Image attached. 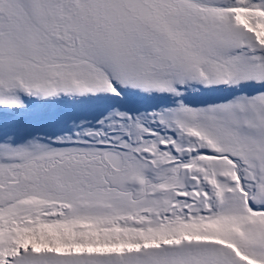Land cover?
Listing matches in <instances>:
<instances>
[{
	"label": "snow or ice",
	"instance_id": "1",
	"mask_svg": "<svg viewBox=\"0 0 264 264\" xmlns=\"http://www.w3.org/2000/svg\"><path fill=\"white\" fill-rule=\"evenodd\" d=\"M0 264H264V0H0Z\"/></svg>",
	"mask_w": 264,
	"mask_h": 264
}]
</instances>
